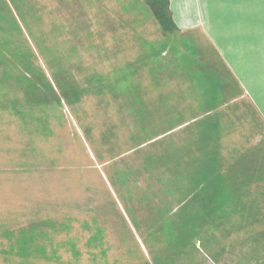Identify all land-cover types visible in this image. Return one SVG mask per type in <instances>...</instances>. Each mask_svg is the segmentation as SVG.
<instances>
[{"label":"rangeland","instance_id":"obj_1","mask_svg":"<svg viewBox=\"0 0 264 264\" xmlns=\"http://www.w3.org/2000/svg\"><path fill=\"white\" fill-rule=\"evenodd\" d=\"M185 1L168 34L147 0H0V264H264V120L222 60L264 80V0Z\"/></svg>","mask_w":264,"mask_h":264},{"label":"trees","instance_id":"obj_2","mask_svg":"<svg viewBox=\"0 0 264 264\" xmlns=\"http://www.w3.org/2000/svg\"><path fill=\"white\" fill-rule=\"evenodd\" d=\"M147 2L164 33L172 34L179 31V28L173 18L171 0H147ZM73 95L77 97L76 93H73ZM205 154L207 156V161L210 159L208 164L209 166L204 169V174L193 177L195 182V193L192 203H194L193 206L200 205L202 211L193 212L187 209L183 210V220L180 222L182 229L180 230L179 238L177 239L178 243H182V245L188 237L187 234L195 231L194 225L197 220L202 224L209 220L210 214L208 210L211 208V205L214 204L215 200L219 198L218 194L223 184V179L218 173L217 161L214 158L217 155H215V152L212 151L209 154L206 151ZM27 240L28 238L24 239L26 247L28 246L26 245Z\"/></svg>","mask_w":264,"mask_h":264},{"label":"crops","instance_id":"obj_3","mask_svg":"<svg viewBox=\"0 0 264 264\" xmlns=\"http://www.w3.org/2000/svg\"><path fill=\"white\" fill-rule=\"evenodd\" d=\"M177 1L179 2V0H171V9L173 10V12H174L173 6H174V4H178V3H176ZM183 2L185 4H187V6H188V4H189L188 2H186L185 0H183ZM241 8H243V6ZM263 10H264V8H260L259 9L258 6H257V8L254 9L253 11H249L248 15L251 14L253 16H259V15L263 14V12H264ZM261 11H263V12H261ZM241 12H242V10H241ZM254 27L255 28H252V30L249 31V32L253 34L254 38H256L255 42L253 43V44H256V43L258 44V46L256 47V51H257L256 53H260L262 59L264 60V45H262V43H261L262 41H264L263 40V35L261 34L262 33V27H260L259 25H256ZM258 27H260V28L258 29ZM179 32H181V30H179ZM212 32H213V30H212ZM247 38H248L247 31L240 30V32H237V35H235V33H234L233 36L229 35L227 33L226 35H224V40L226 41V42H224L225 45H226V49L225 50L229 51V54L231 56L234 55L233 51H236L237 54L238 53L241 54V51H240V50H242L241 47L244 46L243 44H245ZM237 42L239 44H237ZM235 43H236V45H235ZM215 45H216V47L221 48L219 46V44H217L216 40H215ZM216 50H217V48H216ZM242 52H243V50H242ZM225 57H229V56H225ZM225 57L224 58L222 57L223 58L222 60H225L226 65H228V67L231 68L232 74L238 80V82H236L235 85L237 86V89L238 90L240 89L239 91L242 92L240 94L241 99L242 98L243 99L246 98V99H249L251 102H253L255 104V106L258 107V112L260 113V115L262 116V119L264 120V80L262 81V80H259V79H255V80H252V81H248V77H247L246 82H244L243 79L240 77L238 72L241 70L242 73H245V72L247 73V71L250 70V67H246V66L242 67V66H240L239 67V71H236V69L234 68L235 66H233V63L231 62V60H228ZM257 60H259V57L257 58ZM243 61H244L243 59H240L237 56L235 61H234V63L237 65L238 62L242 63ZM249 64H251L252 66L254 65L253 66L254 69H257V65H259V62L257 61L256 64L255 63H249ZM261 67H264V63L263 62L261 64L260 68ZM251 70H252V68H251ZM251 88H253V90H251ZM221 107H224V104L221 105ZM219 108L220 107L216 106L214 108V110L218 111ZM215 111H214V113H215ZM211 124H212L211 127L214 130L213 132H215L217 134V132H219L218 130H216V126H218V120H214V123H211ZM214 140L218 141V138L215 137Z\"/></svg>","mask_w":264,"mask_h":264},{"label":"bare ground","instance_id":"obj_4","mask_svg":"<svg viewBox=\"0 0 264 264\" xmlns=\"http://www.w3.org/2000/svg\"><path fill=\"white\" fill-rule=\"evenodd\" d=\"M152 20V19H151Z\"/></svg>","mask_w":264,"mask_h":264}]
</instances>
